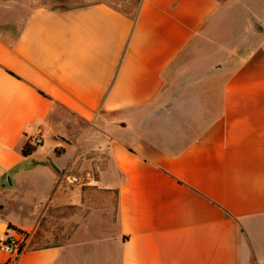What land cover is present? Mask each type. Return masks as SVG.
Instances as JSON below:
<instances>
[{
    "label": "crops",
    "instance_id": "0c3cea01",
    "mask_svg": "<svg viewBox=\"0 0 264 264\" xmlns=\"http://www.w3.org/2000/svg\"><path fill=\"white\" fill-rule=\"evenodd\" d=\"M40 1L0 0V223L18 226L2 213L22 191L18 228L44 243L14 264H264V14ZM231 4L240 29L225 27ZM54 106L87 132L57 136ZM27 138L41 143L23 157Z\"/></svg>",
    "mask_w": 264,
    "mask_h": 264
},
{
    "label": "rangeland",
    "instance_id": "374dc122",
    "mask_svg": "<svg viewBox=\"0 0 264 264\" xmlns=\"http://www.w3.org/2000/svg\"><path fill=\"white\" fill-rule=\"evenodd\" d=\"M62 2L60 4H56V2H52L51 0H41L40 4H44V3H48L51 4L50 6L52 7H64V8H68V7H72V6H77V5H83V4H88L91 2H96V1H103L107 4H110L112 6H114L115 8L128 13L129 15H133L138 6L140 5L142 0H61ZM247 1V0H246ZM249 2L253 3L254 9L256 10L257 13L260 14H264V0H248ZM33 2V1H32ZM52 2V3H51ZM238 6H234L231 4L230 6V10L233 9L232 11V15H230V17L227 19V23H226V28L229 29H240L242 24V21H240V13H239V9L237 8ZM229 22V23H228ZM251 29V27H248ZM253 28V26H252ZM260 28V27H259ZM260 36L264 35V27H262V29H260L259 31ZM259 38H254L252 40V43L255 44ZM52 117L54 119V123H53V128L54 131L56 133L57 136H61L63 138H68L69 140H76V138H79L80 135H82L83 133L87 132L88 129V125L86 123L80 122L78 121L76 118H74V116L68 112H66L63 108H60L58 106H54L53 110H52ZM44 145V150H46L48 153L51 151L49 149V143L47 141H45L43 143ZM52 152V151H51ZM96 174H93V176H95ZM86 182L85 180L82 181V179H78V183H84ZM82 203H86L88 204H94L96 205V207L98 206L99 208L102 209V216H106L105 212L103 211V209L105 208L107 201L106 198L104 197V194L102 192H99L97 190H91L89 186H83L82 187ZM11 191V190H10ZM17 193V192H16ZM25 193H22L19 196H16V199L18 197H20L19 200H16V203H12V202H7L4 206V211L2 213L3 216H5L7 219L14 221L15 223L18 224V226L20 227H24L26 225V221L27 220V216H28V212L27 210L23 209V206L19 205L18 203L21 201V197L24 196ZM113 205V203H112ZM21 206V207H20ZM80 215H82V217L86 216V212H88L87 207L84 208L83 210L80 207ZM114 222V219H111ZM1 223H5L4 226H0V234L1 236H10V238H13L15 235V237H17V239L19 241H22V243H26L27 247H33V246H38L40 244H44L41 242H33L32 240L34 238H32L31 240H29L28 242H25L28 239V231L26 230H22L24 231L26 234H21L15 231L14 236L12 231H14L13 229H21L20 227L18 228V226H14V224H12L11 222L6 223L5 221H2ZM73 227V224H70L68 226V229H71ZM30 232H32V230H30ZM38 234V231L36 230L34 232V235Z\"/></svg>",
    "mask_w": 264,
    "mask_h": 264
},
{
    "label": "built area",
    "instance_id": "2783aa9c",
    "mask_svg": "<svg viewBox=\"0 0 264 264\" xmlns=\"http://www.w3.org/2000/svg\"><path fill=\"white\" fill-rule=\"evenodd\" d=\"M32 142L36 145L41 143L39 138H34ZM24 250V243L19 241L17 237L14 238H3L0 240V252L7 255V259L3 264H14L17 257Z\"/></svg>",
    "mask_w": 264,
    "mask_h": 264
},
{
    "label": "trees",
    "instance_id": "16d2710c",
    "mask_svg": "<svg viewBox=\"0 0 264 264\" xmlns=\"http://www.w3.org/2000/svg\"><path fill=\"white\" fill-rule=\"evenodd\" d=\"M53 3L54 2H56V4H60L62 1L61 0H51ZM51 2V3H52ZM42 5H44V6H47V7H49V8H52V9H60V10H63V9H65L64 7H62V6H60V7H52V6H50L51 4H48L47 2L46 3H44V4H42ZM108 5H110V4H108ZM111 7H113V8H115L114 6H112V5H110ZM139 7V6H138ZM115 9H117V8H115ZM138 9V8H137ZM117 10H119V9H117ZM119 11H121V10H119ZM137 11V10H136ZM121 12H123V11H121ZM123 13H125V12H123ZM125 14H127L128 16H130L132 19L135 17V15H136V12L131 16V15H129L128 13H125ZM38 145H36V144H34L33 142H32V139L31 138H27L25 141H24V143H23V145H22V148H21V155L23 156V157H26V156H28V155H30L35 149H36V147H37ZM54 153L56 154V155H59L60 153H61V149H55L54 150ZM14 231H16V232H18V233H21V234H26L24 231H22V230H19V229H16V228H14L13 229Z\"/></svg>",
    "mask_w": 264,
    "mask_h": 264
},
{
    "label": "water",
    "instance_id": "95a60500",
    "mask_svg": "<svg viewBox=\"0 0 264 264\" xmlns=\"http://www.w3.org/2000/svg\"><path fill=\"white\" fill-rule=\"evenodd\" d=\"M7 182H8V184H10L9 181H8V179H7ZM2 225L4 226L5 223H0V226H2Z\"/></svg>",
    "mask_w": 264,
    "mask_h": 264
},
{
    "label": "bare ground",
    "instance_id": "6f19581e",
    "mask_svg": "<svg viewBox=\"0 0 264 264\" xmlns=\"http://www.w3.org/2000/svg\"><path fill=\"white\" fill-rule=\"evenodd\" d=\"M2 226H3V225H2ZM2 226H1V227H2Z\"/></svg>",
    "mask_w": 264,
    "mask_h": 264
}]
</instances>
